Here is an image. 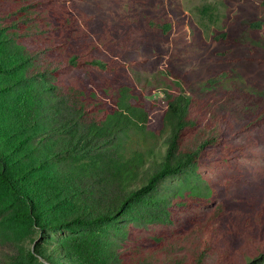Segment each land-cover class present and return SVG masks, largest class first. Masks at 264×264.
I'll return each mask as SVG.
<instances>
[{"label":"trees","instance_id":"obj_1","mask_svg":"<svg viewBox=\"0 0 264 264\" xmlns=\"http://www.w3.org/2000/svg\"><path fill=\"white\" fill-rule=\"evenodd\" d=\"M240 2L0 0V184L43 236L106 223L29 261L264 264V18Z\"/></svg>","mask_w":264,"mask_h":264},{"label":"rangeland","instance_id":"obj_2","mask_svg":"<svg viewBox=\"0 0 264 264\" xmlns=\"http://www.w3.org/2000/svg\"><path fill=\"white\" fill-rule=\"evenodd\" d=\"M167 4V8L170 9L174 7V3L179 1L181 7L188 9L191 6V2L194 0H165ZM250 1H252L250 3ZM250 5L249 7L247 6ZM241 7H248L249 12L252 16L257 15L259 17L264 18V0H241ZM253 163H257L256 160H249ZM202 173L208 175V179L212 177L213 181L221 180L222 173L216 172L215 170H211V168H204ZM179 180L175 179L173 181L172 187H179ZM206 183V182H204ZM215 183H212L213 186ZM234 185L232 184L230 189H234ZM165 188L161 189V192L164 191ZM172 188L166 190V194L172 193ZM163 193V192H162ZM218 200H215L213 203H210L206 206L200 208L199 212L207 211L212 206H214ZM20 209L19 204L11 197V195L7 192V190L0 184V264H45L43 261H29L28 253L29 250L32 249L36 242L38 241H59L63 239L67 235H71L73 233L93 231L95 237H98L99 243L104 246L106 244V223L102 225H98L96 227L90 226H73L71 228H63V229H49L46 232V235H42L41 232H38L37 229L32 228V225L28 222L23 221L18 216V210ZM176 209V215L180 217V220H183L187 215H191L193 210L183 208ZM142 221V220H140ZM137 220H128V231L131 233H135L136 237H140L142 235H147L150 232H155L161 226L140 222ZM132 234H123L122 237L124 239L121 242L116 241L115 245L123 246L125 244L131 243Z\"/></svg>","mask_w":264,"mask_h":264}]
</instances>
